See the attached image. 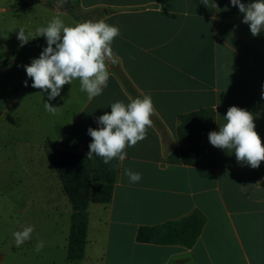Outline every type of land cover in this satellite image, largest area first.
<instances>
[{
  "label": "crops",
  "instance_id": "obj_1",
  "mask_svg": "<svg viewBox=\"0 0 264 264\" xmlns=\"http://www.w3.org/2000/svg\"><path fill=\"white\" fill-rule=\"evenodd\" d=\"M78 1L84 11L98 9L97 20L119 28L110 45L117 63L106 62L107 87L91 100L74 79L48 101L47 93L33 88L28 77L26 98L43 106L36 115L39 125L29 127L40 134L37 153L48 155L51 143L55 150L87 154L92 139L87 129L97 127L96 117L110 112L113 102L136 98L122 75L140 98L151 96L152 125L143 140L124 149L125 159H118L111 201L88 205L85 255L72 260L68 247L74 208L63 181L50 157L45 172L41 165L29 174L27 164L25 175H14V153L6 144L3 122L9 110H0V185L8 187L7 207L17 213L22 203L25 219L20 221L34 229L21 256L13 245L8 264H21L32 254L28 248L40 241L44 259L39 254L40 262L35 258L30 264H264V161L258 168L240 164L232 150L212 146L208 132L198 163L187 165L177 133L179 116L201 108L215 110L218 130L227 109L235 105L253 114L264 144V32L253 36L230 0ZM55 12L69 15V23H82L62 9ZM45 101L58 107L55 115L46 111ZM16 145L21 150V143ZM125 169L140 173V181L130 182ZM48 172L57 175L50 185ZM4 189L0 187V194ZM195 210L206 222L193 247L138 241L141 226Z\"/></svg>",
  "mask_w": 264,
  "mask_h": 264
},
{
  "label": "clouds",
  "instance_id": "obj_2",
  "mask_svg": "<svg viewBox=\"0 0 264 264\" xmlns=\"http://www.w3.org/2000/svg\"><path fill=\"white\" fill-rule=\"evenodd\" d=\"M230 4L237 6L239 12L243 13L242 20L248 24L253 36L264 32V0H250L247 4L242 0H230ZM19 29L17 39L20 46H23L33 37L30 33L26 34L23 28ZM37 31V36H44L46 46L29 64L24 65L33 88L46 92L48 101H51L60 95L63 85L78 79L81 91L86 92L89 100L102 93L109 79L106 62L117 63L110 47L113 39L119 35L117 26L108 24L105 20L69 26L57 16ZM24 84L28 86V81L25 80ZM44 107L53 115L58 108L47 101ZM153 111L150 95L130 99L126 104L122 101L111 103L110 112L96 117L97 127L89 126L87 129L92 138L87 157H101L105 164L113 158L123 161L126 157L124 149L145 138L147 128L152 125L150 117ZM223 120L224 123L218 130L208 133L210 144L232 150L237 162L258 168L261 161H264V144L255 131L253 114L233 105L227 109ZM124 174L133 183L141 179L140 173L129 169H125ZM33 230V226L28 225L14 232L15 246L19 247L29 240ZM42 247L43 241L38 242L36 251Z\"/></svg>",
  "mask_w": 264,
  "mask_h": 264
},
{
  "label": "rangeland",
  "instance_id": "obj_3",
  "mask_svg": "<svg viewBox=\"0 0 264 264\" xmlns=\"http://www.w3.org/2000/svg\"><path fill=\"white\" fill-rule=\"evenodd\" d=\"M46 2H53L54 5L61 6L64 0H0V110L2 111L7 107L9 110L3 122H6L7 127L10 128L5 129V138L8 148L10 147L12 153H14L11 161L14 168H10L15 170L14 175L16 177L25 175L23 170L27 164L30 167L29 170H26L29 174L40 171L39 167L41 165L43 168L42 172H45L46 164H49V167L51 166V153L55 151L50 143L48 155L37 153V148L41 144L40 134L36 133L34 129L29 131V127L39 125L36 115L40 114L43 106L38 104L37 99L28 100L26 98L24 81L28 80V77L25 73L24 65L31 61L32 58L37 57L43 47L46 46L44 36H37L39 35L37 30L46 26L48 19L50 21V19L58 16L61 19H66V21H63L65 25L71 26L75 25V23H69L67 21V18H70L69 15L57 14L55 12L57 9L49 7ZM23 3L29 4L23 6ZM19 28H23L26 34L30 33L31 37H33L23 46H20V42L17 39ZM66 85L68 87L72 86V84L68 83ZM33 93L35 94V92ZM37 97L39 98L40 95ZM15 99L16 102H14ZM10 105L11 109L9 108ZM11 124H13L12 127ZM47 124H49L48 121ZM16 141L21 143V150H18ZM12 153L10 156H12ZM101 163L104 164L99 159L92 161L90 168L92 171L90 174L91 180L99 178L98 172L100 173L101 171ZM53 176L57 178L56 174L53 175L48 172V185L51 184ZM0 187H5L4 192L0 194V258L3 256L4 264H8V259L11 256L10 251H13V245H15L13 233L22 230V227L28 226V224L20 221V219H25V216L20 213L23 204L18 202L17 213L9 209L7 205L10 202L6 200L10 196L8 187L3 185H0ZM18 187L23 188V184H19ZM36 235H39V233ZM23 247L24 245L17 247V255H22ZM44 249L41 248L36 251V247L32 248L30 246L28 250L32 254L29 253L26 256L29 257V260L25 261L26 257H24L21 264H30L31 259L35 258L40 262V255L43 257Z\"/></svg>",
  "mask_w": 264,
  "mask_h": 264
},
{
  "label": "trees",
  "instance_id": "obj_4",
  "mask_svg": "<svg viewBox=\"0 0 264 264\" xmlns=\"http://www.w3.org/2000/svg\"><path fill=\"white\" fill-rule=\"evenodd\" d=\"M28 4L23 3V6ZM46 5L62 9L81 22L98 21L97 18L101 14L98 9L84 11L78 0H64L61 6L54 5L53 2H46ZM122 77L128 90L138 98L135 88L127 78L123 75ZM178 120L177 133L182 161L187 165L195 166L198 163L204 135L216 130V112L212 108H201L180 115ZM51 159L74 208L68 258L79 260L85 255L88 205L90 202L111 201L113 185L119 172V160L113 158L108 164L101 163L99 178L91 180L92 161L102 160L101 157L93 156L89 159L86 153L55 150L51 153ZM205 222V215L200 210H195L179 219L167 220L153 226H141L137 232V239L145 243L180 244L191 248L198 240Z\"/></svg>",
  "mask_w": 264,
  "mask_h": 264
}]
</instances>
